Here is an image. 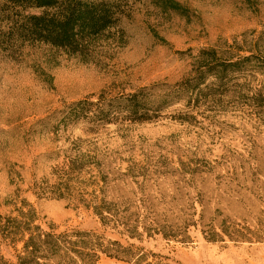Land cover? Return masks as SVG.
Returning a JSON list of instances; mask_svg holds the SVG:
<instances>
[{
    "label": "rangeland",
    "instance_id": "rangeland-1",
    "mask_svg": "<svg viewBox=\"0 0 264 264\" xmlns=\"http://www.w3.org/2000/svg\"><path fill=\"white\" fill-rule=\"evenodd\" d=\"M174 1L180 9L120 1L117 24L85 58L0 39V216L30 210L41 228L132 246L119 250L130 259L97 252L93 264H264V0ZM233 62L222 82L191 85ZM141 88L151 101L177 97L143 121L111 107ZM99 99L110 121L67 117L71 104ZM82 155L73 195L49 193ZM99 174L108 224L77 200ZM0 240L15 264L22 243Z\"/></svg>",
    "mask_w": 264,
    "mask_h": 264
},
{
    "label": "trees",
    "instance_id": "trees-1",
    "mask_svg": "<svg viewBox=\"0 0 264 264\" xmlns=\"http://www.w3.org/2000/svg\"><path fill=\"white\" fill-rule=\"evenodd\" d=\"M120 1L122 0H0V21L5 23L4 29H0V39L8 42L12 39L39 41L85 58L95 38L117 24L118 17L122 13ZM151 1L162 10H178L181 7L174 0ZM29 9H38L40 12L27 13ZM220 66V70L216 72L212 71L213 68L197 72L191 85L198 89L208 76H214L216 82H222L226 77L227 67H230V71L238 70L237 62L220 64ZM144 92L145 88H141L120 97L111 107L115 112L125 111L130 120L143 121L151 118L148 113L153 106L156 105L158 110L177 97L167 93L151 101ZM92 111H95L96 117L104 122L112 119L111 112L103 104L102 99L96 102L82 100L71 104L67 117L71 121H77L80 115ZM81 157L72 160L70 168L61 172L56 182L48 185L49 193L55 197L73 195L75 188L71 184L69 173L81 171L85 163L82 159L88 160L84 155ZM107 176L100 174L92 176L91 180L95 188L91 193H84L86 198H82L83 195L77 196V200L92 209L102 224H108L113 218L108 205L110 203L104 196V188L108 184ZM98 180L103 182L99 188ZM105 212L108 216L104 215ZM34 221V214L30 210L27 212L19 210L18 217L0 216V238L9 239L13 243L17 241L22 243L15 264H93L98 259L97 252L110 257L130 259V254L124 255V252L119 250L121 248L130 250L132 246L123 247L115 240H108L105 246L100 241L101 237L93 232H56L53 226L44 229L40 225H35ZM209 239L215 240V238ZM0 264H10L1 253Z\"/></svg>",
    "mask_w": 264,
    "mask_h": 264
}]
</instances>
